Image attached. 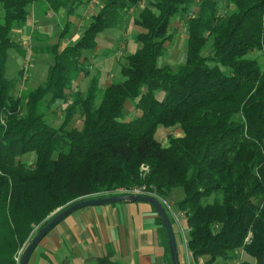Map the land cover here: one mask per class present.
I'll return each instance as SVG.
<instances>
[{"label": "trees", "instance_id": "16d2710c", "mask_svg": "<svg viewBox=\"0 0 264 264\" xmlns=\"http://www.w3.org/2000/svg\"><path fill=\"white\" fill-rule=\"evenodd\" d=\"M140 1L107 0L76 43L37 46L53 61L46 81L21 94L23 71L6 77L9 50L27 53L14 30L27 27L33 6L69 18L84 2L0 0V264H19L20 251L59 209L144 185L165 199L184 192L177 208L186 213L195 258L227 264L242 253L241 264H264V0L150 1L136 19L137 49L122 80L103 89L84 54L123 28ZM179 17L186 61L172 67L162 60ZM71 29L68 22L61 36ZM81 76L90 78L84 92L75 90ZM130 102L138 114L128 120ZM57 103L67 106L56 128L46 111ZM78 114L80 126L69 129ZM159 126L181 135L163 146ZM29 155L32 164L23 160ZM97 264L119 263L109 254Z\"/></svg>", "mask_w": 264, "mask_h": 264}, {"label": "rangeland", "instance_id": "374dc122", "mask_svg": "<svg viewBox=\"0 0 264 264\" xmlns=\"http://www.w3.org/2000/svg\"><path fill=\"white\" fill-rule=\"evenodd\" d=\"M82 1L84 3L76 9L74 16L69 18L66 17L65 12L63 15L59 16L52 13L53 15L51 18L49 16L41 17L39 14L40 11L35 7L33 11L36 16L34 17V26L36 28L34 30V34H37V37H39L40 40L35 41L32 37L31 45L33 56L30 60L28 58V51L30 50L28 49L27 44H25L27 41V31L24 30L22 32L21 29H17L19 33L13 32V39L17 41L27 53L26 55H23L16 49L9 50L6 65V77L9 80L19 78L20 72L23 71V79L21 78V94L35 90L46 81L48 69L53 61L51 56H47L45 53L37 54L34 49L37 48V46L45 47V45L53 43H58L61 46L67 45L69 43H76L82 35L84 29L91 22L92 16L100 11V5L104 4L107 0H96L97 2H100L99 5H95V3H93L91 0ZM150 1L154 0H141L140 5L138 8H136V10L133 9L130 11L127 22L123 28L108 30L101 35H104L103 37H99V45L96 51L86 52L84 54L85 58H88L86 61L90 62L89 64H91L89 68L91 75L90 78L95 75L99 76L100 84L103 89L114 82H119L122 80L121 69L126 63V58L129 54L134 53L137 49L135 36L141 31V29L136 25V19L138 18L141 10L145 8ZM197 11L198 4H194L191 15H195ZM222 12L223 11H220L219 15L222 14ZM226 14L230 15L231 12L227 11ZM185 21V18L179 17L173 23L170 29L172 39L170 42H168L166 58L162 60V63L166 65L175 67L186 61L187 32ZM68 22L72 24V29L67 34V38L65 39L64 36H61V34L63 33ZM30 25H33L32 22ZM25 67L27 68L25 69ZM90 78L81 76L80 79L75 83V90L84 92L88 87ZM66 106V103H57L53 109L46 111V120L50 125L57 128L62 124L65 116ZM137 114L138 112L134 104L131 102L127 103L125 109V115L127 119H134ZM80 124L81 116L78 114L74 118L69 129L73 127H79ZM180 135L181 130L174 126H159L156 131V139L163 146L167 145L169 137H176ZM34 158L35 157L33 155H29L23 158V160L28 164H32ZM183 198L184 192L182 190H175L169 199L173 205L177 207V203H179ZM238 260L240 263L246 260L245 255L241 253ZM219 261L223 262L222 260Z\"/></svg>", "mask_w": 264, "mask_h": 264}, {"label": "crops", "instance_id": "0c3cea01", "mask_svg": "<svg viewBox=\"0 0 264 264\" xmlns=\"http://www.w3.org/2000/svg\"><path fill=\"white\" fill-rule=\"evenodd\" d=\"M91 1L95 5L100 4L96 0ZM35 7L40 11L41 17L51 18L53 15L46 12L43 4L30 9L28 25L21 29L22 32L27 31L26 43L31 42L32 37H37L34 34ZM63 14L64 11L57 16ZM31 22L33 25H30ZM14 32L19 33L18 30ZM157 217L159 216L151 205L139 202L79 210L57 225L40 242L29 264H97L99 258L109 254L119 264H169L159 233L160 226L156 222ZM176 240L181 264H210L206 257H194L188 262L181 240L177 236ZM214 264L226 263L217 261ZM227 264L241 263L236 260Z\"/></svg>", "mask_w": 264, "mask_h": 264}, {"label": "water", "instance_id": "95a60500", "mask_svg": "<svg viewBox=\"0 0 264 264\" xmlns=\"http://www.w3.org/2000/svg\"><path fill=\"white\" fill-rule=\"evenodd\" d=\"M146 203L151 205L163 222L168 237L170 256L172 264H181L179 259L178 245L172 222L165 211L163 205L153 197L117 195L105 198H93L83 200L66 208L59 209L53 214V218L33 237L30 243L24 249L19 264H29L30 258L40 242L62 221L71 216L73 213L93 206L112 205L120 203Z\"/></svg>", "mask_w": 264, "mask_h": 264}, {"label": "built area", "instance_id": "2783aa9c", "mask_svg": "<svg viewBox=\"0 0 264 264\" xmlns=\"http://www.w3.org/2000/svg\"><path fill=\"white\" fill-rule=\"evenodd\" d=\"M25 44H27V47L30 50L28 51V56H29L28 58L30 60L33 56L32 45H31V42H28ZM26 68L27 67H25V69ZM21 86H22V83H21ZM142 171L147 172L148 167L143 166ZM117 195L147 196V197H153L157 199L163 205L165 211L167 212L172 222L175 235L181 240L182 247L184 249L188 262H190L194 258V255L189 247L191 228L188 224L186 213L179 210L177 207H175L173 203L170 201V199H165V198L158 196L156 192L151 191L145 185L138 186V187H132V188H126V189H120V190L108 192L106 194V196L108 197L117 196ZM23 251L24 249H22L20 253L18 254V256L16 257L17 263L20 262Z\"/></svg>", "mask_w": 264, "mask_h": 264}]
</instances>
